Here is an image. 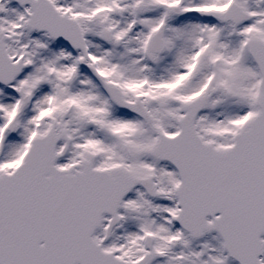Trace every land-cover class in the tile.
Returning <instances> with one entry per match:
<instances>
[{
    "label": "snow or ice",
    "instance_id": "obj_1",
    "mask_svg": "<svg viewBox=\"0 0 264 264\" xmlns=\"http://www.w3.org/2000/svg\"><path fill=\"white\" fill-rule=\"evenodd\" d=\"M0 264H264V0H0Z\"/></svg>",
    "mask_w": 264,
    "mask_h": 264
}]
</instances>
